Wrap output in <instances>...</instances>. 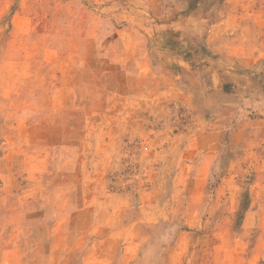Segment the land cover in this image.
Listing matches in <instances>:
<instances>
[{"label": "rangeland", "instance_id": "obj_1", "mask_svg": "<svg viewBox=\"0 0 264 264\" xmlns=\"http://www.w3.org/2000/svg\"><path fill=\"white\" fill-rule=\"evenodd\" d=\"M0 264H264V0H0Z\"/></svg>", "mask_w": 264, "mask_h": 264}, {"label": "crops", "instance_id": "obj_2", "mask_svg": "<svg viewBox=\"0 0 264 264\" xmlns=\"http://www.w3.org/2000/svg\"><path fill=\"white\" fill-rule=\"evenodd\" d=\"M154 69H155V67H154ZM155 74V73H154Z\"/></svg>", "mask_w": 264, "mask_h": 264}]
</instances>
